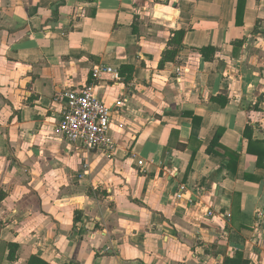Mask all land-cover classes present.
I'll list each match as a JSON object with an SVG mask.
<instances>
[{"label": "crops", "instance_id": "crops-1", "mask_svg": "<svg viewBox=\"0 0 264 264\" xmlns=\"http://www.w3.org/2000/svg\"><path fill=\"white\" fill-rule=\"evenodd\" d=\"M87 86L110 153L58 132ZM0 190V264H264V0H0Z\"/></svg>", "mask_w": 264, "mask_h": 264}, {"label": "built area", "instance_id": "built-area-1", "mask_svg": "<svg viewBox=\"0 0 264 264\" xmlns=\"http://www.w3.org/2000/svg\"><path fill=\"white\" fill-rule=\"evenodd\" d=\"M102 73H107L118 79L116 69L96 67L93 77L99 78ZM63 107L60 111L58 132L64 142L88 152L110 153L113 141L110 133L112 108L99 100L91 86L78 90H66L63 95ZM116 106H121L116 102ZM184 188L181 187L176 195L177 199L183 196ZM212 213L208 212V216Z\"/></svg>", "mask_w": 264, "mask_h": 264}, {"label": "trees", "instance_id": "trees-1", "mask_svg": "<svg viewBox=\"0 0 264 264\" xmlns=\"http://www.w3.org/2000/svg\"><path fill=\"white\" fill-rule=\"evenodd\" d=\"M155 1H159V0H155ZM163 1H168V0H163ZM241 11L238 10V7L236 9V13H235V23L238 25L241 22ZM134 32V29H133ZM185 35V31L184 30H176V31H172L170 33L168 42H167V49L162 53L161 56V60L158 64V68L161 69L164 67V65L166 63H174L176 60V57L178 55V52L180 51V49L182 48V40L183 37ZM197 51L201 57L203 58V60L205 61H212L214 59V56L216 54V49L213 47H207V48H201ZM122 69V67L120 68ZM125 69L129 70V74L130 76L126 78V80H130L131 78V74L133 71V67H125ZM224 104V103H223ZM244 137L249 141V144L251 142L250 140V129H245L244 131ZM220 135H216L211 143V146L207 149V153H211L213 151V147L218 146V141H219ZM248 144V145H249ZM250 149L248 148V151ZM230 154V159L233 162H236L237 160V156L235 154ZM6 198V193H4L3 191L0 190V203ZM77 220V218H75V221ZM10 248H14L16 249L17 247L14 245H9ZM9 259L13 260L14 256H12L11 251L9 254ZM26 264H47L46 262H44L43 260L39 259L36 256H31ZM224 264H246V262H241V260L239 258H237V260H231L226 258L224 261Z\"/></svg>", "mask_w": 264, "mask_h": 264}]
</instances>
